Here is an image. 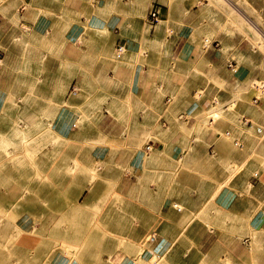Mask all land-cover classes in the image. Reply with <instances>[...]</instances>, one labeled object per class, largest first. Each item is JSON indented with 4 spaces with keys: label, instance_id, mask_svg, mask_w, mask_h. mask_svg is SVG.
<instances>
[{
    "label": "rangeland",
    "instance_id": "rangeland-1",
    "mask_svg": "<svg viewBox=\"0 0 264 264\" xmlns=\"http://www.w3.org/2000/svg\"><path fill=\"white\" fill-rule=\"evenodd\" d=\"M188 1L157 0L185 13ZM196 1V41L204 56L217 51L214 61L204 70L179 60L171 32L145 20L134 39L146 69L135 82L148 85L132 91L134 63L126 49L117 55L119 37L106 34L101 49L90 44L79 55L81 43L61 41L107 1L0 0V21L10 25L0 28V53H20L21 81L15 100L8 93L19 106L0 110V264H264V231L254 241L213 204L241 174L264 175V0ZM150 5L137 7L146 14ZM30 13L60 38H30L22 25ZM66 71L80 81L62 89L55 76Z\"/></svg>",
    "mask_w": 264,
    "mask_h": 264
},
{
    "label": "crops",
    "instance_id": "crops-1",
    "mask_svg": "<svg viewBox=\"0 0 264 264\" xmlns=\"http://www.w3.org/2000/svg\"><path fill=\"white\" fill-rule=\"evenodd\" d=\"M105 1H109V4L105 5L107 6L106 12L101 13L98 10L99 6H97L90 13L89 20H86L84 17L80 18L81 24H84L85 21H87V25H92V27L98 29L100 35L95 31H88L86 33L85 27L87 25L83 27L82 25L73 23L68 25L66 34L61 36V41L71 46H77L81 43L80 47H76L78 50L77 54L79 55V52H84L85 50H87V45L90 44L94 46L95 49L97 47L101 49V47H103L102 44L104 42L102 36H108L106 34L111 35L112 33L114 36L119 37L115 39L116 47L118 45H123L124 49H126L130 54L128 56L129 61L131 63H134L131 64L132 66L134 65L132 70L134 71L132 91H143L148 85L142 83L143 79H140L141 83L135 82L137 71L139 69H142L144 70L145 74L146 67L136 62L137 58L140 57V43L137 41V39H134V37L136 34V28L139 27L141 22H144L146 20L148 23L152 24L149 18V13L154 8H157L158 10V21L157 23H155V25L162 23L161 28H166L168 31L171 32L169 42L174 45L176 50L175 53L177 54V57H179V60H183V62H188L190 64H201L202 66H204V70H207L208 66L211 65L208 63H212V61H214L213 59H215V54H217V51H215L212 55L204 56L201 53V50L199 49L196 41L198 39L199 33L202 32L201 29L203 27L202 10L200 11L196 0H190L188 1V3H186V6L184 7L185 9H187V13H185L183 10H180L178 12L173 9L170 10L168 7L160 5L157 0H144V2L148 1V3L151 4L148 10L146 11V14H143V11L141 10L142 8L138 9L137 7V5H140L141 0H138V4L135 5V7L132 3L127 5L119 4L117 3V0H103V2ZM229 5L232 7V9L239 12L238 9L234 6V4L229 3ZM78 10L85 11L87 9L80 3ZM138 11H141L142 13L141 17L139 19H136L134 18V12ZM27 16H29L30 19L27 18V20H24L22 22V25L29 29V31L32 33L30 38L47 39L50 41H55L60 38L59 36L51 35L50 29L53 24H51L49 20L41 16H37L33 19L31 18V13L27 14ZM6 26L9 27L10 25L4 21H0V28H4ZM4 38L5 37H2V35H0V45L2 43H5V41L3 40ZM112 41L113 38L110 36L109 42L111 43ZM13 42L18 43L17 40ZM29 43L31 44V41ZM83 44L86 46H84ZM100 53L102 57L101 59L105 61L106 55L103 54L101 50ZM218 60L220 61L221 58H219ZM0 62L2 63V67H0L1 110L5 107L19 106L17 104L10 105L8 93H10V91L14 93L15 100V93L19 92L21 89V81L17 72L20 68V53L16 52L15 50L10 51L8 49H4V51H1L0 53ZM115 68L121 70L120 67ZM104 76L112 78V73H105ZM55 78L56 86L59 84L62 89H68L71 83L74 84L73 86H75L80 81V79L78 80L77 77H73L70 80L68 71L61 72L59 79L57 75L55 76ZM27 83L28 85L36 86V73L32 74V77L30 76V79H28ZM58 127L62 129L61 133L65 132L63 126ZM222 144L225 143L219 141L218 147ZM214 145L216 144L210 146L212 150L216 148ZM197 152L202 153L203 151L197 150ZM158 159V154L154 153V155L149 158L147 162L151 164L153 162L158 161ZM221 159L223 161H226L227 157H221ZM254 174L250 176L249 180L245 177L244 174H241L240 177H238L239 184L235 189L228 187L219 188L215 193L213 204L220 212L235 215L239 220L243 222L244 226L248 227V229L250 230H253V239L255 241L260 236L261 231H264V213L256 211V205L259 204L263 205L262 210H264V175L262 181H259L258 175L256 178H254ZM247 180L250 181V183L252 184L256 183L257 186L253 185V189H249L247 187ZM173 206L176 207L175 204ZM179 212L181 211L179 210ZM63 218H65L64 213L57 217V219ZM151 238L153 239L152 241L155 242L153 243V246H156L158 240L161 241L158 233L152 234ZM166 249H168V247Z\"/></svg>",
    "mask_w": 264,
    "mask_h": 264
},
{
    "label": "built area",
    "instance_id": "built-area-1",
    "mask_svg": "<svg viewBox=\"0 0 264 264\" xmlns=\"http://www.w3.org/2000/svg\"><path fill=\"white\" fill-rule=\"evenodd\" d=\"M149 18H150V21L152 24L157 23V21H158V10H157V8L152 9V11L149 13ZM116 50H117V55L120 56L124 50L123 45H118ZM150 149H151V146L145 147L146 151H149ZM253 177L256 178L257 174H254Z\"/></svg>",
    "mask_w": 264,
    "mask_h": 264
},
{
    "label": "bare ground",
    "instance_id": "bare-ground-1",
    "mask_svg": "<svg viewBox=\"0 0 264 264\" xmlns=\"http://www.w3.org/2000/svg\"><path fill=\"white\" fill-rule=\"evenodd\" d=\"M133 2V1H132ZM109 4V1H107V3H106V5H108ZM134 5V4H133ZM136 5V4H135ZM231 5V4H230ZM232 6V5H231ZM107 9V6H99L98 7V10L99 11H103V10H106ZM254 28V27H253ZM255 29V28H254ZM259 131V130H258Z\"/></svg>",
    "mask_w": 264,
    "mask_h": 264
}]
</instances>
